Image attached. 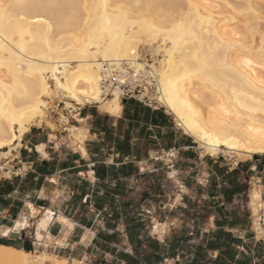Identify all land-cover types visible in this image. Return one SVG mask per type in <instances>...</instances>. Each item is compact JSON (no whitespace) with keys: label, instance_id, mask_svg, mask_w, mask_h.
Here are the masks:
<instances>
[{"label":"bare ground","instance_id":"bare-ground-1","mask_svg":"<svg viewBox=\"0 0 264 264\" xmlns=\"http://www.w3.org/2000/svg\"><path fill=\"white\" fill-rule=\"evenodd\" d=\"M0 5V161L16 157L12 150L31 126H46L56 139L50 109L85 155V125L69 124L57 102L95 104L120 115L119 93L103 97L99 80L103 62L122 61L146 71L155 93L149 99L165 107L207 155L245 161L264 154V0H0ZM141 52L156 58L145 63ZM44 148L36 147L47 156ZM263 191L252 185L248 206L253 230L264 240V224L257 223ZM25 207L29 217L37 214L33 204ZM37 226L44 229L41 220ZM163 226L157 223L155 232ZM46 262L62 264L45 250L0 246V264Z\"/></svg>","mask_w":264,"mask_h":264},{"label":"crops","instance_id":"crops-1","mask_svg":"<svg viewBox=\"0 0 264 264\" xmlns=\"http://www.w3.org/2000/svg\"><path fill=\"white\" fill-rule=\"evenodd\" d=\"M121 103L116 117L94 105L81 108L74 120L87 130L85 155L70 138L50 139L40 126L23 134L13 163L31 169L23 177L0 175V246L45 250L62 264H117L120 252L134 256L129 229L140 240L148 235L161 243L158 264H264V240L244 224L247 183L264 188V154L236 165L202 156L164 110ZM41 143L47 156L33 148ZM169 148L178 149L171 163L164 156ZM165 181L172 183L169 191L159 187ZM27 203L38 210L35 216L29 217ZM155 220L165 225L160 235ZM105 234L114 238L105 243ZM223 241L231 260L207 248Z\"/></svg>","mask_w":264,"mask_h":264},{"label":"built area","instance_id":"built-area-1","mask_svg":"<svg viewBox=\"0 0 264 264\" xmlns=\"http://www.w3.org/2000/svg\"><path fill=\"white\" fill-rule=\"evenodd\" d=\"M140 60H144L145 63L151 61V57L141 52ZM146 68V67H145ZM147 73L140 67H136L132 64L131 61H122L120 63L115 62H103L101 64V77L99 80L101 95L103 97L111 96L114 90H117L119 93L120 99L122 100H135L144 106L149 108L158 107L154 105L156 102L152 99H149L147 96L154 90L153 85L147 83ZM59 100L57 102V107L59 106ZM74 106L65 107L68 112V117L73 121L75 115L80 114V106L73 102ZM64 104V103H63ZM68 123H70L68 121ZM62 132H68L65 127H61ZM19 147L18 149H20ZM36 152V146L33 147ZM178 149L169 148L166 150L164 156L168 163H171L175 157ZM15 152V151H14ZM16 157L11 160L0 161V175L3 173L9 174L10 177H23L31 169V166H22L14 164ZM155 159H159V156H156ZM258 225L264 224V191L261 195V206L259 208V214L257 218ZM255 233V231H254ZM256 234V233H255ZM242 249V248H241Z\"/></svg>","mask_w":264,"mask_h":264},{"label":"trees","instance_id":"trees-1","mask_svg":"<svg viewBox=\"0 0 264 264\" xmlns=\"http://www.w3.org/2000/svg\"><path fill=\"white\" fill-rule=\"evenodd\" d=\"M127 232L129 234L130 243L133 246L134 256L129 255L124 252H120L118 256L116 257L118 259L117 264H120L121 262H124V264H158L162 262V245L161 243L151 238L148 235H145L143 239H139L137 234L131 235L129 232V229H127ZM221 235V232H218V236ZM114 237L112 235L105 234L102 236V239L105 243H109L110 240H112ZM143 244H146L143 246ZM208 249H219L222 251L226 256L228 260H231L233 258L232 254V248L230 245H226V243L223 241V245H214V244H207ZM23 249L29 251L30 249L28 247H23ZM109 252L113 254L114 249H111ZM114 262V261H113ZM111 263H105V264H114ZM215 262H219V256H217ZM221 264H225V261H221Z\"/></svg>","mask_w":264,"mask_h":264},{"label":"rangeland","instance_id":"rangeland-1","mask_svg":"<svg viewBox=\"0 0 264 264\" xmlns=\"http://www.w3.org/2000/svg\"><path fill=\"white\" fill-rule=\"evenodd\" d=\"M144 49V51L145 50H147V48L145 47V48H143ZM154 58H156V57H152V59H151V61H149L150 63L151 62H153V60H154ZM153 94H155L154 92H152L149 96L150 97H153ZM64 100V102H65V100H69V99H67V98H64L63 99ZM92 105H94V106H96L95 104H89V103H87V104H85L84 106H92ZM154 105H156V106H158L160 109H162V110H164L166 113H167V115H168V117H170L171 118V123H172V125H173V127H175V129H177V131L180 133V134H182L183 136H186L188 139H190V141H191V145H193L194 146V149L198 152V153H200L202 156H205V157H209V155H207L205 152H204V150L202 149V148H199L198 147V145L195 143V142H193L192 141V138H190L189 136H187V135H185V134H183L182 133V131H180V129L178 128V127H176V125H175V122H174V120H173V118H172V115L167 111V109L165 108V107H163V106H161L159 103H155ZM83 106V107H84ZM97 107V106H96ZM81 108H82V106H81ZM98 108V107H97ZM99 109V108H98ZM57 110H58V112L60 113V114H62L66 119H67V121H69L70 123L69 124H71V125H77V123L75 122V120H73V121H71L70 120V118L68 117V112L66 111V108H65V104H63L62 102H60V104H59V106L57 107ZM100 110V109H99ZM100 111H102V110H100ZM103 112V111H102ZM48 114H49V118L55 123V125L57 126L56 127V134H61V135H65L67 138H69V136H67L68 134H67V132H62L61 131V127H63L64 125H63V123L61 122V120H60V116H59V114L56 112V111H54V110H52V109H50L49 110V112H48ZM75 117H77V116H75ZM35 126V125H34ZM31 127H33V126H31ZM37 127V126H36ZM41 127V129H44V130H46V131H48L49 129L46 127V126H44V125H42V126H40ZM71 142V141H70ZM198 147V148H197ZM18 148L19 147H17L16 149H13L12 151L14 152L15 150H17V155H18ZM15 153V152H14ZM152 154V156H156L157 154L156 153H151ZM211 157V156H210ZM213 158H215V159H217V160H221V161H224V162H228L230 165H236L237 164V162H239V161H236L235 160V158L234 157H230V156H228V155H225V154H222V153H220V154H218L217 156H214ZM4 160V159H3ZM4 175H7V174H4ZM171 185H172V183L170 182V181H165V182H163L162 184H160V189H165V190H170L172 187H171ZM249 187H250V184L249 183H247V187H246V190H245V192H246V194H247V196H246V198H244V200H246L247 201V203H248V201H249V198H248V190H249ZM159 200H161V198H158L157 199V201L156 202H158ZM246 205H248V204H246ZM249 207V206H248ZM248 211H249V213H248V216H247V218H245L244 219V224L245 225H248V230L249 231H254L253 230V228H252V218H251V212H250V209L248 208L247 209ZM157 222H156V220L154 221V224H156ZM164 227H165V225L163 226V227H161V230L159 231V233L158 232H155L154 230V233H156V235H160L162 232L161 231H163L164 230ZM32 228V226H30L29 227V231H30V229ZM253 233V232H252ZM257 235V234H256ZM257 238L259 237V236H256ZM260 238V237H259ZM31 250H32V252L34 251H37L38 249H34V247H32L31 248ZM48 264L50 263V264H53V263H51V262H47Z\"/></svg>","mask_w":264,"mask_h":264},{"label":"snow or ice","instance_id":"snow-or-ice-1","mask_svg":"<svg viewBox=\"0 0 264 264\" xmlns=\"http://www.w3.org/2000/svg\"><path fill=\"white\" fill-rule=\"evenodd\" d=\"M12 5H9V7H11ZM3 10V6L2 5H0V11H2ZM30 206V205H29ZM17 226H19V225H17Z\"/></svg>","mask_w":264,"mask_h":264}]
</instances>
